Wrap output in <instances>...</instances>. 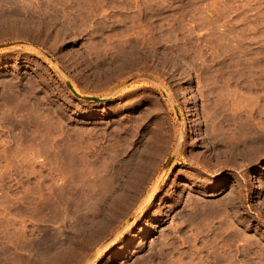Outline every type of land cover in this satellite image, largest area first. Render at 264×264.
Here are the masks:
<instances>
[{
    "label": "rangeland",
    "instance_id": "374dc122",
    "mask_svg": "<svg viewBox=\"0 0 264 264\" xmlns=\"http://www.w3.org/2000/svg\"><path fill=\"white\" fill-rule=\"evenodd\" d=\"M0 264H264V0H0Z\"/></svg>",
    "mask_w": 264,
    "mask_h": 264
},
{
    "label": "bare ground",
    "instance_id": "6f19581e",
    "mask_svg": "<svg viewBox=\"0 0 264 264\" xmlns=\"http://www.w3.org/2000/svg\"><path fill=\"white\" fill-rule=\"evenodd\" d=\"M73 88L76 90V92L81 94L79 89L75 88V86ZM211 121H212V123H214L213 128H216V130L218 131L217 134L214 133V136L210 137L212 143L219 150V151H217L216 155L218 154V152L226 153L228 158L225 159V160H228L230 162H234V160H236L237 156H238V153L234 150L235 148L233 147L234 145H233V142H232L234 140L233 138H235V135H234L233 138H231L232 137L231 135L228 136L226 134V133H229V132L232 131V130L230 131L231 128H227V127L230 126L231 120L229 118H227V117L226 118H222V117L220 118L219 116H214V118ZM244 127H245V129L247 131V125L246 124L244 125ZM242 129L244 130V128H242ZM163 137L166 138V135H164V134H161L160 136L157 135V138L156 139L154 138V140L150 144H148L147 149H144L142 152H140L139 156L136 159H134V162L135 161L136 162L129 167V170H128L129 174L127 175V177L133 178L135 182H139L140 181L141 177H143L144 174H146L152 159H154V157H155L154 155L156 153L155 152L156 149L157 148L159 149L161 146H163V142H164ZM183 137H181V138L183 139ZM231 139H232V141H231ZM182 142H183L182 140H181V142H179V146L182 145ZM221 154H219V155H221ZM216 155L212 158V159H214L217 162L216 165L215 164L212 165L213 168H215V169L218 168V167L221 168L220 167L221 165H222V167H224L222 162L220 161L221 158H219V157L216 158ZM224 156L225 155H223V154L221 155V157H224ZM198 158H199V156H198ZM212 159H211L210 156H208L207 159L205 157L204 162L206 160H207V162L209 160L212 161ZM201 160H202V157H201ZM219 164H221V165L219 166ZM204 173H205L204 168L203 169L199 168L198 173H197V177H200V178L203 177ZM217 185H219V181L218 182H216V181L211 182L209 179L205 180V181L203 180V182L201 184V186H203L205 188V189H202V190H204V192H207V189L210 188V187H214L215 188ZM123 193L124 192L119 193L118 195H116L118 197H115V198H118V200L122 199L123 196H124ZM177 203H181V200L180 199L179 200L176 199V204ZM212 206H214L216 208V205L213 204Z\"/></svg>",
    "mask_w": 264,
    "mask_h": 264
},
{
    "label": "water",
    "instance_id": "95a60500",
    "mask_svg": "<svg viewBox=\"0 0 264 264\" xmlns=\"http://www.w3.org/2000/svg\"><path fill=\"white\" fill-rule=\"evenodd\" d=\"M68 86L70 87V89L72 90V92L74 93V95L78 98L84 99V100H89V101H102L103 99L101 98H97V97H93V96H83L81 94H79L78 92H76V90L73 88L71 83H68Z\"/></svg>",
    "mask_w": 264,
    "mask_h": 264
}]
</instances>
